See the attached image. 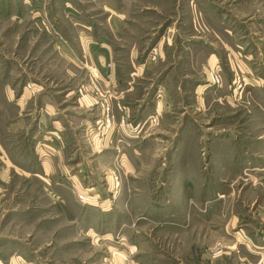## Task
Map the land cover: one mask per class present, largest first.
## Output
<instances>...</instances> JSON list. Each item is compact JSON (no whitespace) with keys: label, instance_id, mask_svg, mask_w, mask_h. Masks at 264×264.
I'll use <instances>...</instances> for the list:
<instances>
[{"label":"rangeland","instance_id":"1","mask_svg":"<svg viewBox=\"0 0 264 264\" xmlns=\"http://www.w3.org/2000/svg\"><path fill=\"white\" fill-rule=\"evenodd\" d=\"M102 43L124 91L110 111L147 114L99 162L117 196L71 208L0 162L2 258L16 245L30 264H264V0H0V133L23 87L71 117L84 72L58 51L82 63Z\"/></svg>","mask_w":264,"mask_h":264},{"label":"crops","instance_id":"2","mask_svg":"<svg viewBox=\"0 0 264 264\" xmlns=\"http://www.w3.org/2000/svg\"><path fill=\"white\" fill-rule=\"evenodd\" d=\"M83 34L80 32L78 36L80 41L83 39ZM88 46L91 45H85L82 50L84 60L82 63L68 54L67 50H61V48L58 51V54H64L61 56L72 62L75 69H78L75 73L84 72L83 80L85 81H81L82 77H80L77 83L78 95L75 98V105L73 104L75 110L71 117L66 118L67 114L64 113L63 107H60L58 101L50 94L43 97L39 105L35 95L40 91L34 94L27 87H23L21 94L15 99L11 98L12 94L6 97L4 103L8 105L12 103L15 110L11 111L18 115L12 126L6 125L7 127L5 126L0 133V162L4 170L12 168L26 177L37 180L52 201L57 200L60 204L66 202L65 206L77 209L79 203L76 195L87 192L92 193V196L88 204L82 206L83 209L108 211L112 200L117 195L111 196V176L107 173L106 181L104 180V167L101 168L99 162L104 161L106 154L114 152L111 148H115L113 145L116 144V136L124 138L125 143L128 134L132 133L133 129L140 128V122L146 118L147 114L144 112L142 115L133 117L127 104L123 102L121 105L120 101L117 103L119 110L114 104V109H111L112 127L104 126V107L109 105L111 108V90L122 93L124 91H118L121 84L117 77V68L111 61L108 46L104 43L97 48ZM239 68L242 78H245L246 73L250 77L251 69L255 70L254 66ZM143 70L144 66L140 65L131 74L137 75ZM251 78L253 80V77ZM76 81L78 77H75L74 82ZM260 82L263 83L264 79L260 78L256 81V83ZM96 89L102 90L100 94L104 96L97 95ZM153 106L155 110L153 114L157 115L163 103L157 100ZM30 125L34 129L29 136L26 133L19 145L13 146L9 141V138L13 136L11 134L17 131L23 134ZM111 133L115 135L112 142ZM27 142H30L29 146H26ZM13 149L16 150V154ZM124 150L131 152L132 149L129 150L124 145ZM19 152L21 154H18ZM23 154L26 155L25 161L22 159ZM17 156L21 157L17 158ZM75 156L77 160L71 161V158ZM122 162L128 167L126 153L123 154ZM5 244L6 240L1 238L0 264H16L20 262L19 259L22 261L21 264L33 263V258L16 245H13L15 248H8L10 250L8 261H6L7 258L3 259L1 248L7 247Z\"/></svg>","mask_w":264,"mask_h":264},{"label":"built area","instance_id":"3","mask_svg":"<svg viewBox=\"0 0 264 264\" xmlns=\"http://www.w3.org/2000/svg\"><path fill=\"white\" fill-rule=\"evenodd\" d=\"M104 117H105L104 126L106 128H109L110 126L112 127L113 114L110 111V108L108 105H105V107H104ZM148 119H150L152 122H155L156 121V115L152 114L151 116H149ZM114 182H115V185H118V183H119L116 176H114ZM77 198L79 201L84 203V202H88L90 197L88 196V194L86 192H84V193H79L77 195Z\"/></svg>","mask_w":264,"mask_h":264}]
</instances>
